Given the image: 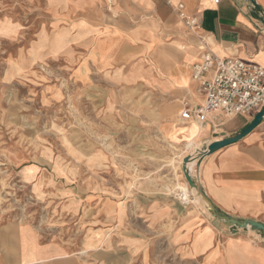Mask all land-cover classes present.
Segmentation results:
<instances>
[{"label": "rangeland", "instance_id": "rangeland-1", "mask_svg": "<svg viewBox=\"0 0 264 264\" xmlns=\"http://www.w3.org/2000/svg\"><path fill=\"white\" fill-rule=\"evenodd\" d=\"M78 1L0 0V218L33 223L103 264L121 262L126 246L143 243L139 230L151 228L159 264L166 239L136 218L142 208L127 197L134 187L179 198L187 149L162 131L158 94L134 77L141 53L118 69L86 46L99 32L96 17L110 25L114 16L125 29L135 14L81 13Z\"/></svg>", "mask_w": 264, "mask_h": 264}, {"label": "crops", "instance_id": "crops-1", "mask_svg": "<svg viewBox=\"0 0 264 264\" xmlns=\"http://www.w3.org/2000/svg\"><path fill=\"white\" fill-rule=\"evenodd\" d=\"M166 1L182 3L185 13L198 15L202 43L197 35L186 34ZM90 2L78 1L81 13L135 14L137 23L127 22L125 29L114 16H110V25L96 17L99 32L86 46L90 45L88 51L96 60L115 64L118 69H123L128 59L133 63L134 54L141 53L142 65L135 66L134 77L144 79L146 92L158 94L162 131L187 149L180 168L185 156L238 132L252 119L213 113L205 122H185L180 111L184 106H198L204 98L193 67L206 51L220 58L237 56L264 65V25L260 18V14L264 16V0H254L259 10L252 9L248 0ZM209 76L207 72L205 77ZM150 106L149 101L148 111ZM186 141H191L189 147ZM196 160V171L191 174L219 210L240 220L264 223V119L240 140ZM182 183L190 191L186 181ZM130 189L127 201L142 208L136 218L155 223L159 228L154 231L166 239L168 253L159 264H264V235L252 228H237L233 233L232 225L214 218L201 198L196 200L190 194L192 201L187 203L164 191ZM139 232L143 243L129 244L122 251L121 262L112 256L109 264H154L152 247L146 240L151 228ZM132 236L136 237L134 233ZM77 253L56 236L42 234L33 223L0 218V264H103L98 255L88 261Z\"/></svg>", "mask_w": 264, "mask_h": 264}, {"label": "built area", "instance_id": "built-area-1", "mask_svg": "<svg viewBox=\"0 0 264 264\" xmlns=\"http://www.w3.org/2000/svg\"><path fill=\"white\" fill-rule=\"evenodd\" d=\"M174 9L188 30L197 35L202 43L204 39L198 32V15L185 13L182 3L175 4ZM193 71L194 78L200 82L204 98L198 106H184L181 109L180 118L183 121L205 122L213 113H221L226 117L240 115L252 118L264 107L263 64L237 56L220 58L206 51L201 62L194 65ZM207 72H210L209 77H205Z\"/></svg>", "mask_w": 264, "mask_h": 264}, {"label": "water", "instance_id": "water-1", "mask_svg": "<svg viewBox=\"0 0 264 264\" xmlns=\"http://www.w3.org/2000/svg\"><path fill=\"white\" fill-rule=\"evenodd\" d=\"M250 2V7L252 9L259 10L258 5L254 2V0H248ZM261 22L264 25V16L260 14ZM264 119V107L261 108L258 112H256L252 119L238 132L229 135V136H224L221 139L214 140L210 142L206 147L203 149H199L187 156H185L182 159V174L185 178L186 183L190 188H194L196 192L200 195V198L204 202L206 208L208 211L211 213V215L214 218H217L219 220H224L229 222L232 225V232L234 233L237 228L241 229H247V228H252L260 232L262 235H264V223L256 221V220H251V219H237L234 218L228 214L223 213L221 210L218 209V207L212 202V200L208 197L206 192L204 191L202 185L198 181V179L191 174L190 168H189V162L191 160H196L200 157H203L205 155H208L215 150L236 142L243 138L246 134H248L252 129H254L260 122Z\"/></svg>", "mask_w": 264, "mask_h": 264}, {"label": "bare ground", "instance_id": "bare-ground-1", "mask_svg": "<svg viewBox=\"0 0 264 264\" xmlns=\"http://www.w3.org/2000/svg\"><path fill=\"white\" fill-rule=\"evenodd\" d=\"M190 143V142H189ZM188 145V144H187ZM190 146V145H189ZM199 146V145H197ZM196 148V147H195ZM198 148V147H197ZM199 150V149H198ZM196 151V150H195ZM197 163V160H191L189 162V168H190V171H193L195 173L196 171V165ZM198 172V171H197ZM180 190L182 191L181 194H180V198L181 200H183L184 202L185 201H189L190 200V194L194 196L195 199H200V195L196 192V190L194 188H191L190 191H188V189L186 188V186H180ZM179 196V195H178Z\"/></svg>", "mask_w": 264, "mask_h": 264}]
</instances>
